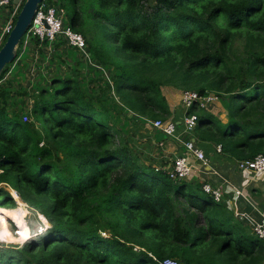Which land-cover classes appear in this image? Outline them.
I'll return each instance as SVG.
<instances>
[{"label":"trees","instance_id":"trees-1","mask_svg":"<svg viewBox=\"0 0 264 264\" xmlns=\"http://www.w3.org/2000/svg\"><path fill=\"white\" fill-rule=\"evenodd\" d=\"M58 3L110 71L102 90L111 103L89 98L69 75L15 90L8 77L23 38L0 77V264H264V241L201 185L147 164L113 112L167 121L166 89L213 94L228 100L227 121L193 105L197 138L238 161L264 154V0ZM6 185L49 227L24 239Z\"/></svg>","mask_w":264,"mask_h":264},{"label":"crops","instance_id":"crops-1","mask_svg":"<svg viewBox=\"0 0 264 264\" xmlns=\"http://www.w3.org/2000/svg\"><path fill=\"white\" fill-rule=\"evenodd\" d=\"M6 14L7 10H4V17ZM4 17L0 15L1 19ZM32 45L29 47H34ZM60 49L57 47L55 51L58 52ZM25 52H27L26 49ZM183 92L173 89L169 92L166 91V96L173 112V116L169 120L177 124L175 137H167L161 130L154 128L152 125L153 128L148 129L144 124H151L153 121L148 122L146 119H143L144 121L141 125L143 131L136 135L130 132L129 138L127 135L125 137L139 150L145 162L153 167L161 166L168 169L177 157L187 156L194 166V172L186 181L194 185L209 183L213 186L221 187L224 192L222 203L227 206L228 210L237 219L252 230L253 224L264 222V173L255 174L239 170V161L229 158L222 152L219 153L216 144L202 142L194 132H186L183 125L185 115V110L182 106ZM227 107L228 100L218 98L206 108L225 123L227 121ZM190 140H195L196 144L203 150L209 161L208 167L189 156L184 144Z\"/></svg>","mask_w":264,"mask_h":264},{"label":"built area","instance_id":"built-area-1","mask_svg":"<svg viewBox=\"0 0 264 264\" xmlns=\"http://www.w3.org/2000/svg\"><path fill=\"white\" fill-rule=\"evenodd\" d=\"M26 0H0V8L7 10V14L4 18V27L0 29V48L3 46L5 39L9 36L13 30L17 17ZM34 39H39L41 43L48 41L50 44L56 42L58 39H62L71 48L78 50L86 58L90 59V53L88 52V46L85 38L82 34L75 32L67 24L65 10L60 7L58 0H43L32 24L24 37V43L22 46V54L24 53L27 45ZM219 97L213 94L201 95L196 91H184L182 94V106L185 110L183 125L185 131L190 133L194 132L197 127L198 117L195 114H189V110L193 105L198 104L201 108L207 109L211 103L215 102ZM29 117L25 116L24 120L28 121ZM151 125L161 130L167 137L173 138L176 136L177 124L172 120L163 121L156 120L151 122ZM189 156L195 158L198 162L205 167L209 166L207 156L203 150L196 144L195 140L185 142ZM218 152H222V147L218 146ZM157 171H162L169 175L172 180L184 181L189 179L193 172L194 166L191 160L187 156L177 157L168 169L161 166L155 167ZM238 168L241 171L249 173H264V154L255 157L252 160H243L238 162ZM202 190L210 195L216 202H222L224 200V192L221 187L213 186L209 183H203L201 185ZM45 228H41V233ZM252 231L257 237L264 241V222L255 223L252 225ZM161 264H187L184 261L178 259L167 258L161 262Z\"/></svg>","mask_w":264,"mask_h":264},{"label":"rangeland","instance_id":"rangeland-1","mask_svg":"<svg viewBox=\"0 0 264 264\" xmlns=\"http://www.w3.org/2000/svg\"><path fill=\"white\" fill-rule=\"evenodd\" d=\"M0 15L4 17V8H0ZM65 15L67 19V10H65ZM0 25V28L4 25V18H0ZM60 44L63 45L57 52L55 51V45L57 44H50L49 46L41 48L37 46L29 47L32 45L30 42L26 48L27 52L24 51L23 58L13 65V72L8 77V79H10L13 76H16L17 81H15L13 88L21 92L34 93L35 91L40 90L41 87H48L53 79L67 77L69 75L81 83L89 98L101 97L106 103H111L108 94L102 90L106 87V83L111 79L110 71L108 69V71L104 70L102 67L98 66L92 56L88 59L76 49L69 47L65 41L61 40ZM22 89L24 91H22ZM166 90L168 92L172 91L170 88ZM27 100L28 97L19 99L20 102L24 101L25 103H28ZM32 104L33 101L30 100L29 106ZM117 106L118 105H115L113 108V112L116 113V117L119 118L118 121L116 119L115 124L121 131H123L124 136L127 135L129 138L130 132L131 134L136 135L143 131V129H141V125L143 124L141 121L138 122L136 117L132 114L127 115L128 113L121 111L120 108H116ZM144 126L148 127V129L153 128L150 123H146ZM150 132L153 133L151 130ZM42 145L43 143H41V146ZM1 187H4V185ZM6 189L10 192L18 206V208L8 216L13 220L17 227L20 226L17 221H21V225L27 226L28 231H26L25 234L23 233L24 239H29L31 237L30 234H32L31 232H39L44 225L48 226L46 223H44V225L42 224L45 220L41 214H37L34 209H31L26 203H24L18 196V193L15 191L12 192V189L9 186H7ZM15 196L18 200L15 199ZM19 202H21V205L18 204ZM15 208L4 207V209ZM10 223L12 224L11 221H9L8 224ZM12 225L16 228L14 224ZM30 229H33V231H30ZM103 234L106 235V233ZM6 244L10 243L6 242ZM18 244L21 245L23 243ZM10 245H14V243Z\"/></svg>","mask_w":264,"mask_h":264},{"label":"water","instance_id":"water-1","mask_svg":"<svg viewBox=\"0 0 264 264\" xmlns=\"http://www.w3.org/2000/svg\"><path fill=\"white\" fill-rule=\"evenodd\" d=\"M17 2L18 0H15V3ZM42 2L43 0L25 1L17 17L13 30L0 49V77L5 71L6 67L16 60L20 44L27 34L35 17L36 11Z\"/></svg>","mask_w":264,"mask_h":264},{"label":"bare ground","instance_id":"bare-ground-1","mask_svg":"<svg viewBox=\"0 0 264 264\" xmlns=\"http://www.w3.org/2000/svg\"><path fill=\"white\" fill-rule=\"evenodd\" d=\"M13 195H14V193H13ZM15 199L18 200V199L16 198V196H15ZM18 204L21 205V202H19ZM17 223H18V225H21V221H17Z\"/></svg>","mask_w":264,"mask_h":264},{"label":"clouds","instance_id":"clouds-1","mask_svg":"<svg viewBox=\"0 0 264 264\" xmlns=\"http://www.w3.org/2000/svg\"><path fill=\"white\" fill-rule=\"evenodd\" d=\"M48 226H49V225H48ZM48 226H45V225H44L45 229L48 228ZM30 236H31V234H30Z\"/></svg>","mask_w":264,"mask_h":264}]
</instances>
